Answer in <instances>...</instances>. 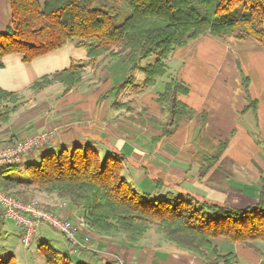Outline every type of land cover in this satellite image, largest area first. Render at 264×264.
<instances>
[{"label": "trees", "instance_id": "obj_1", "mask_svg": "<svg viewBox=\"0 0 264 264\" xmlns=\"http://www.w3.org/2000/svg\"><path fill=\"white\" fill-rule=\"evenodd\" d=\"M8 4L10 22L0 30V67L6 54L19 53L23 62H30L74 41L93 64L107 57L110 61L125 57L129 74L119 89L134 82L131 73L137 69L143 74L142 86L156 84L168 71L165 60L172 50L206 33L264 42V0H8ZM152 55V61L142 63ZM83 70L75 61L68 68L41 76L29 88L39 92L58 82L68 92L78 85ZM188 91L189 87L174 77L156 93L155 102L168 116L161 136L170 134L190 113L178 98ZM250 101L249 107L255 110V102ZM21 104L18 93L0 87V128ZM225 146L226 140L206 158L202 174ZM123 160L119 155L101 157L89 144L62 147L57 152L46 149L37 159L1 166L0 188L21 193L32 187L55 195L79 209L81 218L95 232L121 233L129 243L139 242L155 226V233L166 242L192 252L203 264H235L236 253L220 251L214 242L218 237L232 243L264 242V176L257 202L240 209L162 191L160 179H153L156 195L133 188L122 174ZM41 244L47 264H69L68 256L46 242ZM0 264L18 263L8 257L0 259ZM103 264L119 262L105 259Z\"/></svg>", "mask_w": 264, "mask_h": 264}, {"label": "crops", "instance_id": "obj_2", "mask_svg": "<svg viewBox=\"0 0 264 264\" xmlns=\"http://www.w3.org/2000/svg\"><path fill=\"white\" fill-rule=\"evenodd\" d=\"M8 9V0H0V30L10 22ZM124 58L98 70V64H93L74 41L30 62H23L19 53L4 55L0 87L29 102L22 103L0 129V143L50 129L55 140L52 145L42 144L41 152L89 144L99 153L119 155L138 190L156 192L153 179H160L161 190L174 195L189 194L232 205L237 202L235 206L240 209L254 205L264 176V44L253 38H222L206 33L175 47L165 60L168 71L162 88L165 81L174 77L186 84L189 91L178 98L188 105L190 113L167 136L161 133L168 116L154 99L162 89L140 94L138 99H125L119 96L129 85L123 89L118 85L105 87V81L119 73L114 71L119 63L124 69L127 67ZM75 61L83 66L91 64L89 72L84 67L76 88L64 92L58 82L39 92L29 88L41 76L68 68ZM95 88L100 90L93 93ZM250 100L255 102V110L249 107ZM225 140L217 161L202 174L206 158ZM130 158L133 166L128 163ZM41 197L44 203L63 200L55 195ZM70 206L66 207V215L72 218L78 213L72 212ZM119 238L93 232L90 245L98 251L96 254L123 255L126 264H151L148 245L125 244ZM174 253L176 257L161 262L203 264L194 254ZM242 253L256 257L254 252ZM95 258L93 263H101V257ZM251 262L261 264V260Z\"/></svg>", "mask_w": 264, "mask_h": 264}, {"label": "rangeland", "instance_id": "obj_3", "mask_svg": "<svg viewBox=\"0 0 264 264\" xmlns=\"http://www.w3.org/2000/svg\"><path fill=\"white\" fill-rule=\"evenodd\" d=\"M117 7L121 8L122 3L118 2ZM227 14L229 16L234 15V13L232 14V12H228ZM262 44H264V42H262ZM120 57H121V55H120ZM154 58H155L154 55H152L148 59L142 60V63L147 62V61H152ZM117 60H115V61H117ZM110 62H114V61H112V60L110 61V59L108 57L105 59L103 58L102 60H99V63L96 67L99 68L98 70H102L105 68L102 66H104V64L110 63ZM84 67L86 68L87 72H89L91 70V64L90 63H87L86 65H84L83 69H84ZM125 69L127 70V67ZM125 69H124V67H122V63H119L118 66L114 68V71L116 72L119 70L118 71L119 73L115 77L111 78L110 80H106L105 81V87H107V85H109V87L119 85L129 74L128 73L129 71H126ZM98 70L96 71V73H99ZM84 72L85 71L83 70V73ZM83 73H82V75H83ZM131 74H133V76H134L133 84L132 83H131V85L129 84V86H127V88L125 89V92H121L119 97H122L125 99H131V97H135V99H138L139 98L138 96L140 94H143L146 92L153 93L157 90H161L162 89V81L165 80V78H166V75L162 76V78H158L156 81V84H154V87H151V86L144 87V86H142V84H143L142 72L139 69H137V70H134ZM109 81H110V84H109ZM99 90H100L99 88H95L93 90V93H96V91H99ZM112 95L115 97V92H113ZM34 97H35V95H34ZM37 97H38V95H37ZM22 100H23L22 103H28L29 102V100H25V99H22ZM166 116H167V114H166ZM28 125L31 126L32 124L28 123ZM43 131L48 133V136L46 137L47 139H46L45 143L47 142L50 145H52V142H54V140H55L53 130L42 129L40 131L38 130V131L33 132V133H30V132H32V131H30L29 132L30 134L22 135L23 137L19 135L21 138L18 137V138H14V139H9L6 142L0 143V146L4 145V144H9V143L12 144L13 141L14 142L20 141L21 139L25 138L26 136L34 135V134L36 135L37 133H41ZM42 144H44V143H42ZM41 146L33 149L30 153L23 155L16 162H10V163H4L3 162V164H1L0 167L3 165H6V164L23 163L25 161V159H29V160H31L33 158L37 159L39 154H41V150H42ZM76 146H81V145H76ZM82 146H84V145H82ZM62 147H66V146H62ZM71 147H73V146H71ZM71 147H66V148H71ZM54 151L57 152L58 148H55ZM99 154L101 155V157H103L104 155L109 154V153L101 152ZM128 163L130 164V166H133L134 160L132 158H130L128 160ZM122 174L126 177V179L129 182H131V184L133 185V188L135 187L136 189H138L137 184L134 182V180L133 181L131 180V178H133V177L132 176L130 177L128 175V172L126 169L123 168ZM31 188L32 187H28L25 189V191H23L21 193L11 192L10 194L18 196L22 199L35 198L40 203L46 205L47 207L52 208L53 210H56L59 213V211L55 207L56 203H54V201H51V202L46 201V203L41 201V199H40V198H42L41 196L48 195V194L42 193L36 189H31ZM161 189H162V187H161ZM1 190L4 191L3 189H1ZM144 191L148 192V190H144ZM4 192L9 193L6 191H4ZM150 194L156 195L157 193H155L153 191ZM194 197H196V196H194ZM196 198L200 199L199 197H196ZM257 198H258V195H257ZM65 202H66L67 207H68V205L70 206V203H68L66 200H65ZM221 204L236 207L235 204L237 205L239 203L235 202L233 205L228 204V203H221ZM71 208H73V209H71L72 212H73V210H74V212H75V210L77 211L78 214H75L77 217L72 216V218H71L69 215H66V207H65V209H62L63 213L65 214L64 215L62 213V215L74 223L75 232H76L75 237L81 241V243L84 247H80L76 244H73L71 242V240L67 239L61 232L51 228L49 225L44 224L43 222L37 226V229L34 233V237L30 241L29 245H25L24 243L21 242L22 236H21L20 226L16 222H14V220L7 219V218L2 219V217H1L2 209L0 207V259H6L8 257H12L18 264H47V262L45 261V256H44L43 249H42L43 246L41 244L42 242H46L51 248L55 249L56 251L60 252L61 254L68 256L69 264H75L77 262H88V263L93 264L92 260H94L93 258H95V256H96V258L101 257L102 260H100L101 263H99L97 261L94 264H103L104 263L103 260L109 259V258H112V259L116 258L118 260L119 264L128 263L127 260L124 258V256L119 255L118 253L114 254L115 256H112V255L110 256L108 254H102L100 252L96 254V252H98V251L93 250V247L90 245L91 244L90 236H92V233L95 232V229L84 222L85 220H83L81 218V216L78 212L79 209H77L75 206H73ZM238 208H240V207H238ZM80 229H82L83 232H81ZM154 230H155V226H152V228L149 229V231L145 234V236L142 240H140L139 242H136V243L134 242L135 244H140L142 246L144 244L146 246L148 245L146 249H148L149 253L151 252L150 258L153 259L151 264H163L161 262V260H166L167 258L172 259V257H174V256L176 257V253H174V252H178V251L193 254L190 251L178 248L175 245L166 242L160 235L156 234ZM106 236H117L118 238L122 237L121 240L125 244H133V243H129L128 241H126L121 233H116L113 235H106ZM214 240H215L214 242H216V244L220 247V251L232 250L236 253L237 258H236L235 264H254L251 262L252 260H255V261L261 260V264H264V242L261 240L255 239L253 241H248V242H244V243H242V242L232 243L223 237H218ZM167 252H169V253H167ZM241 252H254V255L256 257H254V256L246 257L243 255V253L241 254ZM88 253H90L92 256L87 257L86 255ZM245 254L249 255L248 253H245ZM113 257H115V258H113ZM158 259H160V261ZM142 264H144V263H142Z\"/></svg>", "mask_w": 264, "mask_h": 264}, {"label": "built area", "instance_id": "obj_4", "mask_svg": "<svg viewBox=\"0 0 264 264\" xmlns=\"http://www.w3.org/2000/svg\"><path fill=\"white\" fill-rule=\"evenodd\" d=\"M48 133L43 131L36 135H29L20 141H13L12 144L0 146V165L16 162L25 154L45 143ZM61 210L65 209L66 202L61 200L55 204ZM0 207L2 219L14 220L21 230V242L29 245L34 237L37 226L42 222L51 228L61 232L73 244L84 247L79 239L75 237L74 223L50 207L40 203L35 198L22 199L0 189ZM75 215V214H74ZM77 217V216H75Z\"/></svg>", "mask_w": 264, "mask_h": 264}]
</instances>
